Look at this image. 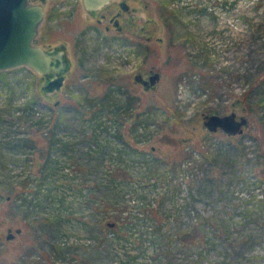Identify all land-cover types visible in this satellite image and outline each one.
<instances>
[{"label":"rangeland","instance_id":"374dc122","mask_svg":"<svg viewBox=\"0 0 264 264\" xmlns=\"http://www.w3.org/2000/svg\"><path fill=\"white\" fill-rule=\"evenodd\" d=\"M31 1L70 67L0 70V264H264V108L237 103L264 0H128L122 30L118 0ZM232 110L242 132L205 126Z\"/></svg>","mask_w":264,"mask_h":264},{"label":"water","instance_id":"95a60500","mask_svg":"<svg viewBox=\"0 0 264 264\" xmlns=\"http://www.w3.org/2000/svg\"><path fill=\"white\" fill-rule=\"evenodd\" d=\"M110 0H83L88 9L101 7ZM45 9L40 2L31 0H0V70L30 66L45 79L43 88L47 91L58 89L64 83L70 67L65 43L44 47L35 43ZM159 71L151 72L145 79L135 75L145 88L159 80ZM205 126L215 131L218 128L229 134L242 132L248 123L247 115H237L236 110L220 114L204 113ZM20 228H16L19 231ZM7 237L14 233L8 232Z\"/></svg>","mask_w":264,"mask_h":264},{"label":"trees","instance_id":"16d2710c","mask_svg":"<svg viewBox=\"0 0 264 264\" xmlns=\"http://www.w3.org/2000/svg\"><path fill=\"white\" fill-rule=\"evenodd\" d=\"M1 73V72H0ZM264 67L259 69L257 75L249 80V85L241 93L237 103L245 102L249 105L250 109H255L256 106H263L264 108Z\"/></svg>","mask_w":264,"mask_h":264},{"label":"flooded vegetation","instance_id":"af4514ba","mask_svg":"<svg viewBox=\"0 0 264 264\" xmlns=\"http://www.w3.org/2000/svg\"><path fill=\"white\" fill-rule=\"evenodd\" d=\"M112 2H114V0H110L109 2L105 3L104 5H107V4L112 3ZM115 4H117V10H115V12L113 13V16L110 18V20L119 30H122L123 25L120 24L119 18L122 17L123 15H126L128 19H130V20L133 19V15L130 14L131 13L130 3H128V0H118L117 2H115ZM83 5H84V2H83ZM104 5H101V7H97V8H91V10L88 9L86 7V5H85V7H86V9L88 10L89 13H94V12H96V10L102 8V6H104ZM151 72H154V70L150 69L148 75ZM138 73L140 75H142V77H144L145 79L148 78V75L144 76V74L142 72H140V71H137V73L134 74V78H135V75H137ZM137 80L142 84L140 79H137ZM150 86H152V85H150ZM143 87H144V85H143Z\"/></svg>","mask_w":264,"mask_h":264}]
</instances>
